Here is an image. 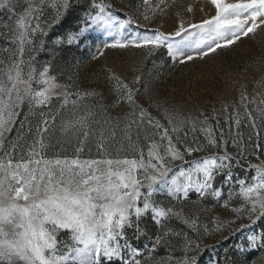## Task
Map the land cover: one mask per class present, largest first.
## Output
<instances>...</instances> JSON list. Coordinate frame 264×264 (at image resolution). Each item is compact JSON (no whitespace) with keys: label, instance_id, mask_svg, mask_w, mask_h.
<instances>
[{"label":"snow or ice","instance_id":"snow-or-ice-1","mask_svg":"<svg viewBox=\"0 0 264 264\" xmlns=\"http://www.w3.org/2000/svg\"><path fill=\"white\" fill-rule=\"evenodd\" d=\"M175 2L142 0L144 19L148 20L149 12L153 16L157 12L166 15ZM209 2L215 15L199 23H191L177 12L174 31L165 33L155 29L152 35H125L123 30L132 23L131 19L117 20L106 0H90L78 22L84 26L69 33L67 43L72 44L89 30L99 28L111 40L104 44V49L133 47L151 55L164 47L173 60L179 58L180 63H184L193 60L194 55L207 56L217 49L230 47L241 37L255 34L257 29H264V0ZM18 6L22 7L19 13L15 11ZM75 6L74 0H0V9L6 8L17 17L14 24L3 25L7 31L0 32L15 48V52L3 49L9 53L7 62L0 59L3 65L0 67V264H104L105 260L109 264H142L139 257L143 253L132 244L128 233L131 231L136 240L147 236V229L142 226L146 216H150L158 229L152 237L147 259H152V252L158 246L170 244L172 238L182 237V247L198 253L197 241L190 239L187 233L167 227L175 218L198 233V216H188L183 208L177 210L173 205H164L155 199L159 194L176 201L186 200L193 193L201 202L208 197L222 200L221 206H231L236 216L223 222L213 218L215 230L246 216L249 223L234 230L252 229L241 252L264 250V229L257 232L254 228L264 219V161L249 163L245 172L253 171L250 179L247 175L234 174V167H242L244 157L239 133L231 140L237 149L234 155L228 151L229 141L219 120L216 121L217 137L209 117L203 112L193 118L158 104L168 123L165 127L147 109L136 104L133 90L115 73H111L109 79L115 82L117 103H127L131 111L115 118L105 115L99 120L96 119L98 113L91 107L84 106L79 115L74 111V118L61 125L68 142L75 138L79 145L72 155L64 154L63 149L52 151L53 145L46 136L50 121L55 123V115L50 111H39L41 119L30 142L23 134V123L17 136L9 139L23 105L27 104L29 112L36 114L37 110L50 107L53 99H59L60 109L69 104L78 109L81 101L97 95L79 90L70 92L71 85H60L57 77L50 74L51 64L37 71L34 56L27 61L23 58L26 48L43 50L44 40L37 42V37L47 36ZM192 10L191 5L186 8L187 12ZM63 42V37H57L53 43L58 46ZM190 48L195 50L194 55L187 54ZM99 53L102 56L103 49ZM140 80L137 76L133 82ZM261 82L264 83V79ZM256 96L249 99L246 92H241L244 116L251 121L253 129L256 117L247 105L256 104ZM260 104H264V100ZM104 111L106 113V109ZM255 111L264 118V108L257 107ZM223 112L227 113V105L223 106ZM212 118L215 119V115ZM229 120H233L237 128L241 126L238 112L232 117L226 115L225 123ZM28 131L31 132V127ZM197 131L203 134L204 142L196 137ZM90 138L96 140V155L84 157L85 142ZM141 139L146 142V151ZM116 144L119 147H114ZM208 148L215 151L186 159ZM255 148L260 149L261 145L256 144ZM176 161L180 164L176 165ZM219 176L223 177L221 184L228 186L227 199L223 197V189L214 186ZM234 200L240 203L233 206ZM203 230L208 233V226L203 225ZM62 234H67V238ZM153 264L167 262L159 260ZM179 264H197V255L185 256Z\"/></svg>","mask_w":264,"mask_h":264},{"label":"rangeland","instance_id":"rangeland-1","mask_svg":"<svg viewBox=\"0 0 264 264\" xmlns=\"http://www.w3.org/2000/svg\"><path fill=\"white\" fill-rule=\"evenodd\" d=\"M129 1L131 0H106L111 4L109 11L117 20L131 19L132 23L127 24L123 30L125 35H152L155 29L165 33L174 31L178 19L177 12H180L183 18L191 23H199L215 15V9L209 0H176L166 15L157 12V15L153 16L149 12L148 20H145L142 0ZM158 2L159 0H153V3ZM74 3L76 6L68 12L60 24L48 32L47 36L37 37V42L40 39L44 40V49L26 48L23 58L27 61L29 57L34 56L33 64L37 71L42 70L45 64H51L50 74L57 77V82L60 85H71L68 89L70 92L79 90L95 92L97 95L81 101L78 109H74L71 104L60 109L61 101L53 99L50 107L39 109L36 114H32L29 112L28 105L25 104L19 110L20 115L13 131L9 133V139H14L17 136L20 124L23 123V134L30 142L35 136L36 125L41 119L39 111L46 113L50 111L55 115V123L50 121L46 136L53 145L52 151L63 149L64 154L72 155L74 148L79 145L75 138H72L71 143L68 142L62 134L61 125L62 122L74 118V111L79 115L84 106L91 107L98 113L96 117L98 120L105 115L115 118L131 111L127 103H117V93L114 91L115 82L109 79L110 74L115 73L133 90L136 104L147 109L165 127H168V123L162 108L157 107L158 104L180 110L184 115H191L193 118L203 112L209 117V123L215 129L217 137H219V129L216 128V121L219 120L220 128L224 130L225 138L229 141L228 151L234 155L237 153V149L232 145L231 140L237 138V133H239L242 137L240 151L244 157L241 159L242 167H234L233 172L240 177L247 175L250 179L254 174L253 171L245 172L249 163L259 164L264 161V118H261L255 111L257 107L264 108V104H260V101L264 100V83L261 82L264 79V29H257L255 34L241 37L230 47L217 49L204 57L195 56V50L190 48L187 50V54L194 55V59L180 63L179 58L173 60L164 47L157 49L151 55L144 49L133 47L125 50L104 49V44L111 43V40L109 35L99 28L89 30L83 37L68 44L67 35L84 26L78 22L90 1L79 4L78 0H74ZM189 5L192 6V12L186 11ZM15 11L21 12L22 7L18 6ZM16 18V15L9 13L6 8L0 9V32L7 31L3 25L14 24ZM66 19L67 21L64 22ZM57 37L64 38V42L58 46L53 43ZM172 39L180 40V37ZM199 47L207 51L204 45ZM5 48L15 52L14 46L8 42L7 38L0 36V59L7 62L9 53L3 51ZM100 49L104 51L102 56L99 53ZM137 76H140L141 80L139 83H134ZM242 90L247 93L249 99L260 93L259 96H256V104L248 103L247 105L248 110L256 117L255 129L251 127V121L244 116L245 109L241 104ZM57 91H63V89H57ZM72 98L75 99V97ZM224 105H227V113L223 112ZM234 112H238L242 118L239 128L236 127L233 120L225 123V116L232 117ZM214 115L215 119L212 118ZM29 127H31V132L28 131ZM93 127H97V125H93ZM119 135L118 132V137ZM195 135L201 142H204L202 133L197 131ZM249 137H251V141H249ZM133 138H135V134ZM191 138L192 134L190 133L189 140ZM141 143L145 146L146 151V142L141 139ZM256 144H260L261 148L256 149ZM114 147H119V144ZM213 151L215 149L208 148L203 152L193 153V156L186 157V159L205 156ZM89 155L92 157L96 155L95 138H90L85 142L82 156L88 157ZM175 164L179 165L180 161H176ZM222 180V176L217 177L214 186L222 188L223 197L227 199L228 186L221 184ZM155 199L166 206L173 205L177 210L183 208L185 215L198 216V233L193 232L191 228L175 218L167 224V227L187 233L188 237L197 241L200 247L198 253H194V250H186L182 247V237L172 238L171 243L164 244V246H173L176 250L174 255L167 252L158 255L154 251L152 259H147L152 246V237L158 229L150 216H146L142 226L147 229V236H141L139 240H136L133 239L131 231L128 233L132 244L140 248L143 253V256L139 257L142 264H153V261L159 260H163L167 264H179L185 256L192 254L197 255V264H264V250L246 249L244 252L240 250L242 245H247L246 236L252 229L245 228L235 232L234 230L238 229L241 224L249 223L246 216L236 219L233 224L215 230L216 225L213 223V218H218L223 222L233 220L236 216L231 211V206L229 208L221 206L222 200L218 201L208 197L201 202L198 201L194 193L183 201L173 200L166 194H159L155 196ZM238 203H240L238 200L232 201L233 206ZM203 225L208 226V233L204 232ZM254 228L257 232L264 229V219L258 221ZM62 237L67 238V234H62ZM104 264H109V262L105 260Z\"/></svg>","mask_w":264,"mask_h":264},{"label":"trees","instance_id":"trees-1","mask_svg":"<svg viewBox=\"0 0 264 264\" xmlns=\"http://www.w3.org/2000/svg\"><path fill=\"white\" fill-rule=\"evenodd\" d=\"M79 1V4L81 3H86V2H88V1H90V0H78ZM129 2H132V0L131 1H129ZM67 21V19L64 21V22H66ZM167 247V248H166ZM164 246V245H161V246H159V247H157L156 248V250H155V252L159 255V254H164V253H169V254H171V255H174L173 253H175L176 252V250H175V248L173 247V246Z\"/></svg>","mask_w":264,"mask_h":264}]
</instances>
